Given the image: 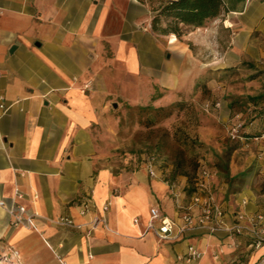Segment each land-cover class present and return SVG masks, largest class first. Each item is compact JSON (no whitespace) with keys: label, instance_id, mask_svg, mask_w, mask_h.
<instances>
[{"label":"crops","instance_id":"crops-1","mask_svg":"<svg viewBox=\"0 0 264 264\" xmlns=\"http://www.w3.org/2000/svg\"><path fill=\"white\" fill-rule=\"evenodd\" d=\"M152 15L141 0H0V102L5 104L0 109V199L24 205L35 216V227L14 226L0 206V243L7 260L255 264L263 255L264 247L252 252L240 244L244 237L224 230L160 238L147 230L150 209L157 205L171 218L182 214L179 206L190 200L188 177H173V165L164 161L161 175L153 178L145 160L114 167L100 156L107 127L117 121L110 105L112 96H120L118 75L137 80L144 70H155L153 61L165 50L193 56L189 43L196 44L201 27L190 28L186 41L175 44L173 34L153 31ZM179 41L188 50H173ZM166 64L163 60L160 74L169 70ZM84 204L90 206L86 214ZM96 215L106 221L91 233L57 223L61 216L88 223ZM189 244L202 251L199 259L179 258Z\"/></svg>","mask_w":264,"mask_h":264},{"label":"rangeland","instance_id":"rangeland-1","mask_svg":"<svg viewBox=\"0 0 264 264\" xmlns=\"http://www.w3.org/2000/svg\"><path fill=\"white\" fill-rule=\"evenodd\" d=\"M225 3L244 10L228 9L207 20L196 44L189 43L193 56L165 50L154 59L155 70H144L137 80L118 75L120 96H112L110 105L117 121L107 127L100 156L116 167L126 161L142 163L155 154L173 169L181 162L193 184L197 164L205 161L214 171L212 191L223 206L246 213L249 206L250 215L264 214V139L254 138L264 132V0ZM228 19L233 26L227 25ZM186 35L178 39L186 41ZM179 45L172 49L188 50ZM163 60L169 70L160 74ZM179 101L184 104L170 116L157 110ZM249 239L245 236L240 244L249 245ZM256 249L251 247L252 252ZM255 264H264V253Z\"/></svg>","mask_w":264,"mask_h":264},{"label":"built area","instance_id":"built-area-1","mask_svg":"<svg viewBox=\"0 0 264 264\" xmlns=\"http://www.w3.org/2000/svg\"><path fill=\"white\" fill-rule=\"evenodd\" d=\"M87 84V88H89ZM219 105V103H218ZM4 102H0V109H4ZM238 132L237 127L232 128V133ZM255 139H264V132L261 135H256ZM145 164L151 177L158 178L161 175L160 166L163 164L161 158L155 154H149L145 158ZM214 171L206 164L205 161H199L197 175L193 184L194 190L190 193V200L187 204L180 205L179 208L183 210L182 214L177 218H171L164 214L156 205L150 209V217L147 221V230L155 231L160 238L170 239L178 238L188 231L206 230L209 232H217L220 230L228 231L233 235L249 234L253 238L249 243L250 247L260 248L264 245V214L257 213L250 215L245 211H231L217 200L215 193L212 191V179ZM175 186V183L172 184ZM243 204L247 203L243 199ZM0 206L5 208L10 214L11 223L17 225H29L35 227V216L29 213L24 205H17L15 203L8 204L4 199H0ZM104 210L109 208V204L104 205ZM82 213L86 214L90 211V206L84 204ZM229 213L233 222L228 224L226 215ZM136 222L139 220L136 218ZM103 216H94L88 223H77L72 217L61 216L57 219V223L62 226L74 227L77 229H87L91 233L101 222H105ZM202 256V251L194 244H189L188 249L184 254L179 255L180 259L188 261L199 259Z\"/></svg>","mask_w":264,"mask_h":264},{"label":"trees","instance_id":"trees-1","mask_svg":"<svg viewBox=\"0 0 264 264\" xmlns=\"http://www.w3.org/2000/svg\"><path fill=\"white\" fill-rule=\"evenodd\" d=\"M147 3L152 12L151 25L154 32L161 35L176 34L178 38L183 37L188 30L192 27H201L207 22V20L218 18L223 11H228V7L224 0H141ZM184 102L179 101L171 103L167 107L160 106L157 108L159 111L165 112L166 116H170L173 113V108L182 106ZM145 108H152L147 105ZM199 163L197 164L195 172H197ZM178 174L188 175V171H185L181 162L175 163L173 169V177ZM192 180V179H191ZM189 192L191 193L193 188V180L190 182ZM226 210H228L226 208ZM241 237L251 236L249 234L237 235ZM249 239V242H252ZM1 244V243H0ZM7 258L6 255L0 252V261Z\"/></svg>","mask_w":264,"mask_h":264},{"label":"bare ground","instance_id":"bare-ground-1","mask_svg":"<svg viewBox=\"0 0 264 264\" xmlns=\"http://www.w3.org/2000/svg\"><path fill=\"white\" fill-rule=\"evenodd\" d=\"M226 23L228 26H233V22L229 19L226 21ZM177 41H178L177 35L173 34L172 39H171V43H176ZM0 264H7V263H5V261L4 262L2 261V262H0Z\"/></svg>","mask_w":264,"mask_h":264}]
</instances>
